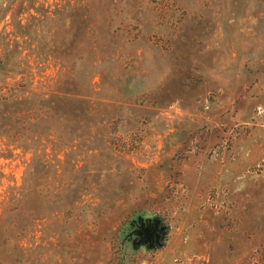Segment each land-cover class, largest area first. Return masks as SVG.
I'll return each instance as SVG.
<instances>
[{"label": "rangeland", "instance_id": "rangeland-1", "mask_svg": "<svg viewBox=\"0 0 264 264\" xmlns=\"http://www.w3.org/2000/svg\"><path fill=\"white\" fill-rule=\"evenodd\" d=\"M3 91L0 264H264V0H0Z\"/></svg>", "mask_w": 264, "mask_h": 264}, {"label": "trees", "instance_id": "trees-1", "mask_svg": "<svg viewBox=\"0 0 264 264\" xmlns=\"http://www.w3.org/2000/svg\"><path fill=\"white\" fill-rule=\"evenodd\" d=\"M11 105H16V113L19 114V116L24 115V110H23V102L21 99L16 98L15 93L8 94V92H1L0 93V115L1 116V123L4 119V115L9 113L8 108L11 107ZM152 228L147 232L150 233L149 237H154L155 241H158L160 239V234H161V227L158 225V223L154 224L151 226ZM157 238V240H156Z\"/></svg>", "mask_w": 264, "mask_h": 264}]
</instances>
